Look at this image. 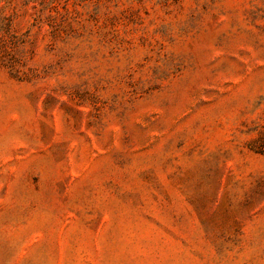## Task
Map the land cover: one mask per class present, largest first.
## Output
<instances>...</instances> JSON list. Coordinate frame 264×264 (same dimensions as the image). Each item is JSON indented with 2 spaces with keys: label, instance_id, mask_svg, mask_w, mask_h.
I'll list each match as a JSON object with an SVG mask.
<instances>
[{
  "label": "rangeland",
  "instance_id": "374dc122",
  "mask_svg": "<svg viewBox=\"0 0 264 264\" xmlns=\"http://www.w3.org/2000/svg\"><path fill=\"white\" fill-rule=\"evenodd\" d=\"M0 264H264V0H0Z\"/></svg>",
  "mask_w": 264,
  "mask_h": 264
}]
</instances>
